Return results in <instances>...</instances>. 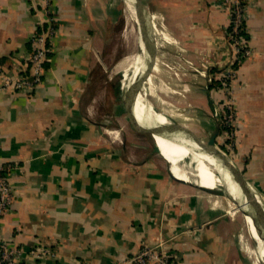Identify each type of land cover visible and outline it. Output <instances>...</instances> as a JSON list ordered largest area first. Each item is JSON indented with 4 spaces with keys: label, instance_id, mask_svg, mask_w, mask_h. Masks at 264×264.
Wrapping results in <instances>:
<instances>
[{
    "label": "crops",
    "instance_id": "1",
    "mask_svg": "<svg viewBox=\"0 0 264 264\" xmlns=\"http://www.w3.org/2000/svg\"><path fill=\"white\" fill-rule=\"evenodd\" d=\"M220 1L142 0L156 45L138 94L169 117L164 125L185 130L170 133L168 145L194 143L188 135L207 145L214 134L211 103L227 96L219 77L234 56L230 9ZM113 3L0 0V163L13 194L0 217V239L21 250L18 264H132L127 259L144 245L162 248L180 264H262L254 239L259 260L251 259L244 216L227 198L173 171L156 135L136 127L150 126L137 120L134 108L129 112L117 82L116 126L94 118L98 94L88 99V92L96 82L107 84L102 52L122 17ZM245 7L252 55L233 64L236 123L229 159L264 208V0H248ZM48 16L56 33L40 82L21 91L5 86L4 77L30 76L31 39ZM203 75L212 77L210 86ZM176 83L179 91L191 88L184 104L200 109L194 124L202 131L210 126L206 143L197 128L162 108V97L153 98L156 84ZM147 134L150 149L142 140Z\"/></svg>",
    "mask_w": 264,
    "mask_h": 264
},
{
    "label": "rangeland",
    "instance_id": "2",
    "mask_svg": "<svg viewBox=\"0 0 264 264\" xmlns=\"http://www.w3.org/2000/svg\"><path fill=\"white\" fill-rule=\"evenodd\" d=\"M113 4L116 5V8L118 10L122 11V17L112 28L111 34L107 38V43L102 52V60L103 63L106 65V70L108 72V76L106 77L107 84L105 85L102 80L99 83L96 82L94 85H92V88L88 92L87 96V98L90 99L93 95L98 94L97 101L92 104V110L94 112L93 116L96 120H106L105 123L110 128L116 126L117 124L114 114H116V105H118L119 101L117 100L118 97H116L114 94V85H116L115 82H117V86H119V93L121 99L125 94V91L127 89L126 87L130 84V80H132L133 78V75L137 68L135 60L137 55L140 54L138 47V37L140 35L139 29L138 25L136 24V16L133 15V13L131 12V9L134 7V3L129 4L127 0H114ZM128 4L130 7L128 6ZM126 31L127 33H125ZM115 68H117V70ZM178 85V83H176V85L174 86L172 84H169V87H166L162 84H156L153 88V90L155 91L153 98L156 97L160 99L159 97H162L164 101L162 102L164 104L162 105V108H164V110L170 111L173 115V118L176 119L180 124H183L188 127L197 128L196 133H198V135H201V140L206 143L207 139L210 137L211 128L209 126L206 132H204L201 130L200 125H198L197 123L194 124V122L199 121L198 119L200 116V109L190 106V104H184V95L186 94V92L188 93L191 88H188L187 91L183 92L182 90L179 91L180 87H178ZM198 90L200 91V89ZM134 113L137 120L141 124L148 125V121L144 116H142L135 109ZM128 127H130V124L125 125L126 131L130 132V129ZM234 132L235 126H233V133ZM142 140L144 141V145L146 147H149V149L150 147H152V139L148 134L147 136L142 135ZM228 141L229 142L226 141L227 143L226 145H224V147H221V144L223 145V140L222 138L220 139V148L225 153L227 159L228 157L234 158L230 153L232 148L230 145V139H228ZM186 142L189 144H186ZM168 143L171 148H177L178 150H181L183 153L186 154L202 153L198 148L200 146L189 141L178 142L175 140H169ZM185 145H189V148ZM189 150L191 153H189ZM199 171L200 170H198V172ZM200 173L206 175H208L209 173L211 174V172H209L208 170ZM192 176L194 177V175ZM252 190L254 193H256L255 189ZM232 206L235 208L233 204ZM235 210L237 211V213H240L236 208ZM243 234L245 237V242L247 243V245H249L251 259L258 262L259 253L256 249L255 241L252 239L248 229H245L243 231Z\"/></svg>",
    "mask_w": 264,
    "mask_h": 264
},
{
    "label": "built area",
    "instance_id": "3",
    "mask_svg": "<svg viewBox=\"0 0 264 264\" xmlns=\"http://www.w3.org/2000/svg\"><path fill=\"white\" fill-rule=\"evenodd\" d=\"M248 0H221L222 6H227L230 9V29L228 31V39L233 50V58L228 63L225 72L219 80L222 84V89L226 93L225 100L214 103L215 115L220 124L221 138L223 144L232 138L233 126L236 123V110L234 107V98L231 96L229 83L235 73V62H240L252 55V49L247 44L244 37V19L246 14L245 2ZM47 25L43 23L39 30L33 35L31 44L33 50L29 56L31 64V79L30 76L19 75L12 79L4 77L5 86H11L18 91L31 87L33 83L40 82L43 74V64L47 59V53L51 50L53 37L56 33L55 21L52 16H48ZM230 94V95H229ZM230 136V137H229ZM13 199V194L8 183L4 168L0 163V217L8 209L9 204ZM33 253L48 254L45 249H35ZM21 254L20 249L8 246L0 239V264H18V258ZM132 264H180L172 254L167 253L162 248L157 250L155 247L147 245L142 246L139 251L130 259H127Z\"/></svg>",
    "mask_w": 264,
    "mask_h": 264
},
{
    "label": "bare ground",
    "instance_id": "4",
    "mask_svg": "<svg viewBox=\"0 0 264 264\" xmlns=\"http://www.w3.org/2000/svg\"><path fill=\"white\" fill-rule=\"evenodd\" d=\"M127 2H129V4L134 3L135 5L140 6L142 9L144 8V3L142 2V0H127ZM131 12L133 13V15L136 16L135 17L136 24L138 25V29H139L140 35L138 37V47L140 54H138L136 57L135 63L137 64V68L135 70L132 80H130V84L126 87L127 88L125 91L126 94L123 97L124 100L128 104H130L132 109L134 108L136 111H138L142 116H144L147 119L148 125L150 127L143 128L142 126L139 125V128L143 132H150L156 135V137L158 138V146L161 149V153L170 161V163H172L173 171L183 180L185 181L196 180L197 182H195V184L210 189L217 188L218 186L221 185L222 183L221 181H223L224 185L229 189L232 195L236 197H241L242 201H245L247 197L242 193V187L240 186L239 183L238 171L235 165L233 164V162L229 159V157H228L227 165L222 167L221 163H219L215 158L209 156L208 154L205 153L186 154L183 153L181 150H178L177 148H170V146L167 144L168 137L172 136L169 135L170 133L179 132V131L184 132L185 130L183 128H180L178 125H172V126L164 125L170 123L169 117H167L162 112H160L161 114L160 116L158 111H156L154 107H152L148 103L144 94L142 93L138 94L139 89L142 87L144 78L148 75V71H150V67L154 60L155 48L151 45L150 42L146 41L141 36L140 33L142 29L141 28L142 23L140 24L141 15L137 12L136 8L134 7L131 9ZM125 33H127V31ZM115 69L117 70V68ZM131 117L133 118L134 121H136L133 112L131 114ZM188 136L191 137L194 143H196L197 145L199 144V142L196 140V138L193 135H188ZM209 142H211V140ZM198 170L200 171L198 172ZM207 170L211 172V174L209 173L208 175H206L200 173ZM192 175H194V177ZM256 207L264 216L263 206H256ZM246 220L250 227L251 236L253 237L252 239H254L259 245L258 248L260 249L259 250L260 256L263 258L264 240H262L258 236V233L256 232L254 226L252 225L251 219L249 217H246Z\"/></svg>",
    "mask_w": 264,
    "mask_h": 264
},
{
    "label": "water",
    "instance_id": "5",
    "mask_svg": "<svg viewBox=\"0 0 264 264\" xmlns=\"http://www.w3.org/2000/svg\"><path fill=\"white\" fill-rule=\"evenodd\" d=\"M135 8L137 12L141 15L140 24L142 23V27H141L142 29L140 33H141L142 38L150 42L151 45L155 47L156 39L153 35L150 14L148 13V11H146L145 9H142L138 5H135ZM203 76L207 80L208 86H210V84L212 83V77L210 75H203ZM208 86L207 88H209ZM123 102L125 103L129 112H131L132 107L130 106V104H128L124 100V97H123ZM210 116L215 121V131L212 137L210 138L211 142H208L207 145L201 144L200 148L203 153L208 154L209 156H212L219 163H221L222 167H224L227 165L228 159L225 153L220 148V139H221L220 124L215 115L214 105H212V103H211V108H210ZM135 125L136 127H139L140 124L136 123ZM238 176H239L240 186L242 187V193L243 195L247 197L245 201H242L241 197H236L232 195L229 189L224 185L223 181H221L222 182L221 185L218 186L217 188H214V189L207 188V190L212 191L220 196L227 198L235 206V208L244 216L245 220H246V217H249L252 221V225L254 226L256 232L258 233V236L262 240H264V216L259 211V209H257L256 207V206H262V204L257 194L254 193L252 189H250V187L244 182L242 176L239 173H238ZM262 264H264V257L262 258Z\"/></svg>",
    "mask_w": 264,
    "mask_h": 264
},
{
    "label": "trees",
    "instance_id": "6",
    "mask_svg": "<svg viewBox=\"0 0 264 264\" xmlns=\"http://www.w3.org/2000/svg\"><path fill=\"white\" fill-rule=\"evenodd\" d=\"M56 26V25H55ZM44 65V64H43Z\"/></svg>",
    "mask_w": 264,
    "mask_h": 264
}]
</instances>
